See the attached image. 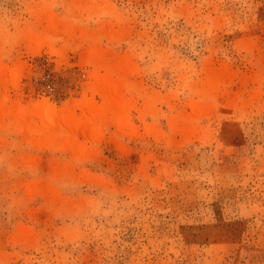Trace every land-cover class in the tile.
<instances>
[{
	"label": "rangeland",
	"instance_id": "374dc122",
	"mask_svg": "<svg viewBox=\"0 0 264 264\" xmlns=\"http://www.w3.org/2000/svg\"><path fill=\"white\" fill-rule=\"evenodd\" d=\"M0 66V103L135 104L82 157L0 124V264H264V0H0Z\"/></svg>",
	"mask_w": 264,
	"mask_h": 264
},
{
	"label": "bare ground",
	"instance_id": "6f19581e",
	"mask_svg": "<svg viewBox=\"0 0 264 264\" xmlns=\"http://www.w3.org/2000/svg\"><path fill=\"white\" fill-rule=\"evenodd\" d=\"M42 24L45 26L49 38H59V33H69L75 27L66 19L54 17H48L42 21ZM28 39L32 43L43 42V38L33 34L28 36ZM20 73L18 67L0 66V81L15 83ZM127 76L126 70L120 72L116 81H111L108 77L96 80L94 88L103 99L102 105L86 103L82 106H69L60 110L45 100L27 106L16 101L9 104L8 100H5L0 103V124L5 119H9L16 126L18 132L30 141L42 146H57L63 150L71 151L75 155H81V157L86 156L90 148V146L88 148V144L97 142L108 124L116 126L119 130L133 127L129 121L130 112L135 104L125 94ZM225 81V78H209L206 88L210 94L214 93ZM143 114L145 112L141 113L142 117H144ZM188 131L183 132L188 133Z\"/></svg>",
	"mask_w": 264,
	"mask_h": 264
}]
</instances>
